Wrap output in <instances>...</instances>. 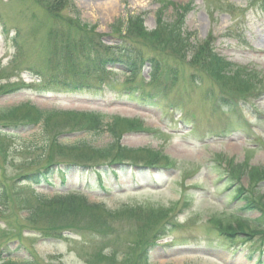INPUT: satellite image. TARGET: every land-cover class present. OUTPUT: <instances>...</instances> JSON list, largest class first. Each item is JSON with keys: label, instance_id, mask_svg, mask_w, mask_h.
I'll return each instance as SVG.
<instances>
[{"label": "rangeland", "instance_id": "374dc122", "mask_svg": "<svg viewBox=\"0 0 264 264\" xmlns=\"http://www.w3.org/2000/svg\"><path fill=\"white\" fill-rule=\"evenodd\" d=\"M164 1L167 0H65L58 13H51L48 8L55 5V0H0V92L11 85L19 87L0 94V108L28 103L42 110L96 112L104 116V124L115 118L137 119L146 130L144 133H125L118 139L108 130L82 131L61 135L58 140L67 145L83 142L93 148L110 145V149L120 143L132 155H144L143 150L159 151L173 165L143 176L140 170L128 167L99 178L87 170H71L64 179L55 174L52 185L42 183L30 188L23 184L27 182L21 181V175L32 168L28 161L34 152L18 149L19 140L14 146L3 145L0 181L8 186L5 195L10 210L8 218L0 212V264H26L27 259L31 260L29 264H87V260L91 264H124L122 261L127 260L125 264H133L144 246L148 249L146 264H258V259L264 264V235L255 234L245 243L223 242L213 227L216 219L224 224L231 223L235 215L249 220L260 216V211L240 210L242 201L231 198L236 185L227 190L225 166L220 164V170L213 159L231 158L235 164L245 161L248 166L264 167V10H260L263 2L168 0L189 7L182 27L191 35L188 40L192 44L210 42L221 57L234 67L243 68H238L241 75L245 70L254 75L251 92L255 94L232 98L241 103V115L247 123L241 122L242 128L231 132V127L238 125V116L222 112L220 106L224 103L219 96L222 92L217 85L220 82L204 77L198 68L192 69L188 56L180 61L176 51L150 44L142 33L153 29L159 13L162 12L166 22L174 21L181 13L171 8L164 10ZM137 14L143 15V28L127 24L128 17ZM117 20L120 23L111 30ZM85 22L94 26L93 31H80ZM80 36L96 38L106 46H129L139 52L135 56L160 60L161 80L157 85L146 82L149 74L146 68L135 77L115 68L109 73V83L95 96L85 92L49 94L36 90V85L50 77L57 60L65 63L67 39ZM88 53L76 58L73 55V64L87 68L94 57ZM174 68L182 78L165 91L163 84L170 79L164 69ZM141 79L146 84H140ZM131 86L140 89L137 91L143 99L132 98ZM222 86L231 90L228 83ZM174 100L180 102L182 110L179 104L178 110H169ZM213 100L222 104L219 106ZM187 117L190 119L186 120ZM37 128L20 131L18 135L28 139L38 132ZM151 129L154 132H147ZM113 151L116 155L125 152ZM263 181L255 186L264 193ZM247 182L250 180L243 177L244 188ZM71 191L83 194L87 202L102 203L112 210L143 206L159 214L154 220L149 218L151 224L146 227L147 211L131 212V218L101 214L92 221L57 212L53 221H61L70 230L82 233L66 232L64 237L42 238L38 232L21 229V236H17L19 226L26 224L27 210L21 208L27 201L35 195L52 197ZM169 220L172 225L158 230ZM69 223H74L72 228ZM10 229L13 232H1ZM141 258L146 256L143 254Z\"/></svg>", "mask_w": 264, "mask_h": 264}, {"label": "trees", "instance_id": "16d2710c", "mask_svg": "<svg viewBox=\"0 0 264 264\" xmlns=\"http://www.w3.org/2000/svg\"><path fill=\"white\" fill-rule=\"evenodd\" d=\"M56 3L52 8H48V12L58 13L63 6L66 4L65 0H55ZM172 7L175 11H180L181 13L186 12L187 6L180 7L175 5L171 1H164V7ZM162 12L159 13L157 18V24L154 29L148 32L142 30L145 34L150 44L160 45L164 48H168L176 51L177 57L180 61L185 60L184 57L188 56L187 62L192 64V69H199L204 77H210L213 82H220L218 89L222 93H227L230 98L234 96L242 97L247 96L253 90V74L244 71L241 75L239 67H234L232 63L218 57L216 53L212 51L210 42L193 44L189 41L191 35L183 29L184 17L177 16L174 21L166 22L162 19ZM142 14H137L128 17L127 24L133 26H142L144 24V19ZM119 20L113 23V29L115 30ZM94 26H89L88 24L82 23L80 31H93ZM81 33V32H80ZM84 34V33H81ZM80 38L70 37L67 39V44L64 50V60L65 63H61L59 60L53 65L51 69L52 74L49 75L48 79L43 80L37 87L38 91H97L102 88L103 83L108 78V72L104 70L100 62H110V63H121L124 64L128 74L133 77L139 73L143 66L146 58L135 56L134 53L137 52L136 49H132L129 46L118 44L116 46H106L102 45L101 42L97 41L96 38H90L87 36ZM122 43V42H121ZM88 52L94 54V57L90 60L96 61L91 63L92 65L87 66L85 69H79L76 64H73V55L76 58L78 55H89ZM190 53V54H187ZM55 57V55L51 54ZM100 56H104L100 59ZM152 66L150 81L157 85L162 77V64L160 60L147 59ZM105 65V64H104ZM166 68V66H165ZM172 69V68H170ZM166 70V73L170 80L178 83V72L176 69ZM242 69V68H240ZM109 80V79H108ZM94 82L96 83L93 84ZM228 83L231 90L224 88L222 85ZM18 89L15 85L5 87L0 94L10 93ZM229 98V99H230ZM231 102V101H227ZM104 116H100L97 113L89 112H78V111H64V110H42L37 108L35 105H30L24 103L18 106H11L0 108V150L3 145L14 146V142L20 141L18 149L30 150L34 152L32 159L28 161V166L32 167L29 173L25 172L21 175V181L27 182L23 184H28L32 188L33 184H40L42 182H50L51 175L60 174L62 176L63 169L73 166L81 167H92L96 166H109L114 165V163H124V164H138L143 163L146 165H155L158 163L168 165L167 158L160 153L153 152L150 150H143L141 153L144 155L130 154V149L124 146L117 145L115 149L120 151H125L124 154L116 155L113 150L110 149L111 146H103L100 148H93L83 142H77L76 144H62L58 142V136L67 133L75 132L83 129L87 132L93 131H104L107 132L118 139L125 132H137L143 131L141 127V122L137 119L133 120H121L118 118L113 119V121L103 123ZM38 126V132L34 136L28 139L21 138L18 134L20 131H27L33 127ZM104 127V128H103ZM98 159L97 162H94ZM156 166V165H155ZM230 171L229 178L232 180V187L236 185L234 189L233 198L242 199L243 209H255L260 211V216L256 217L254 220L247 222H236L234 224L228 223L226 227L222 228V233L224 237L234 238L239 234H244V236L253 235L256 232H264V193L257 190L255 184L259 183L264 179V167L257 169L256 167H251L250 170L246 169L242 171V164L234 165L232 160L229 161ZM105 171V169H102ZM101 170V171H102ZM243 173H242V172ZM247 172L249 175V180L254 182L249 185V188H244L239 185L238 180L241 177V173L244 175ZM7 184L0 181V212L6 214L10 210L8 206V199L6 198ZM33 191V190H32ZM86 198L83 194L72 191L65 194L53 195L52 197H44L43 195H35V197L27 201L26 206L21 208L27 210L26 224H22L17 229V236H21V229L31 230L30 232L40 233L42 238H58L64 237V233H82L79 230H74L72 226L74 223H69L68 225L72 228L70 230L67 224L61 221H53V217L60 212L63 215L80 217L89 221L98 219L101 214L112 216L113 214L126 215L127 218H131L129 214L131 212L144 213L147 211L148 218L145 224L146 227L150 226L149 218L152 217L154 220L159 214L157 211L153 214V211L149 207L143 206H123L121 208H114L115 210L106 208L102 203H89L85 201ZM164 211V209H162ZM161 212V210H160ZM162 213V212H161ZM164 214V213H163ZM105 215V216H106ZM5 222V219H2ZM217 222V220H216ZM252 222V223H251ZM44 223V225H42ZM218 223V222H217ZM256 223V224H255ZM158 229V228H157ZM155 229V230H157ZM225 229V230H224ZM13 232L10 230H2V233ZM103 232V230H102ZM264 234V233H263ZM19 238V237H17ZM84 241V240H83ZM145 247V246H144ZM144 247L140 248V255L132 263L133 264H146V260L142 259L141 256L144 254ZM115 255V254H114ZM28 258V257H27ZM31 262L30 259H27ZM124 264L127 261H122ZM26 263V264H29ZM13 264V263H9ZM87 264H91L87 260Z\"/></svg>", "mask_w": 264, "mask_h": 264}]
</instances>
